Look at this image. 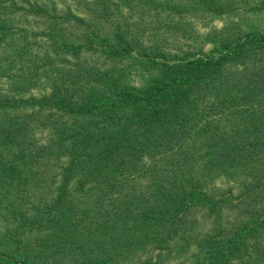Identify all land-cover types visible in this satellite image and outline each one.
<instances>
[{"label": "trees", "instance_id": "16d2710c", "mask_svg": "<svg viewBox=\"0 0 264 264\" xmlns=\"http://www.w3.org/2000/svg\"><path fill=\"white\" fill-rule=\"evenodd\" d=\"M132 1L0 0V210L13 220L0 264H264V34L169 59L130 29ZM31 23L44 51L21 45ZM16 51L32 54L19 68L6 62ZM89 51L139 52L155 72L134 86L112 67L43 73L33 59Z\"/></svg>", "mask_w": 264, "mask_h": 264}, {"label": "rangeland", "instance_id": "374dc122", "mask_svg": "<svg viewBox=\"0 0 264 264\" xmlns=\"http://www.w3.org/2000/svg\"><path fill=\"white\" fill-rule=\"evenodd\" d=\"M158 1H161V5H156ZM178 1L180 5L178 9L167 7L168 0H154L146 4L143 1L134 0L132 1L133 7L128 3L121 6L124 17L128 19L130 29L144 34L147 50L153 51V47L161 46L162 51L169 56V59L181 58L196 55L199 52H208L221 38H227L228 35L239 31L264 34V10H251V1L217 0L215 4L219 6V9L216 11L208 10V7L194 0ZM97 19L99 20V18ZM31 26L35 28L36 35L33 32L28 33V38L21 45L27 43L28 48H33L29 49V52H35L38 50V46L44 51L43 36L39 33V24L31 23ZM83 30L84 28L79 32ZM25 54L19 56L18 51H16L6 62L11 67L19 68L22 63L20 59L32 57L31 53ZM33 59H36L40 72H43L44 69H50L49 73H56L58 68L62 69L65 66L78 68L80 64L97 70L112 67L116 70H122L125 74L123 80L134 86H144L155 72L154 69H149L147 57L139 52L123 60L112 61L98 52L89 51L77 57L54 58V66H50L49 63L39 58ZM52 76L58 75L52 73ZM49 90V87L45 86L35 87L28 94L32 97H40L47 94ZM34 129L32 134H34L35 139L39 142L46 141L48 132L44 131L43 128L35 127ZM58 170L54 164L50 172L43 175V178H51L52 174L57 173ZM216 185L227 188L229 183L217 182ZM39 189L36 188V190ZM47 192L50 191L39 192V195ZM46 199L48 200V198ZM5 212L0 210V234L7 232L8 226L13 222L10 217L11 214ZM192 218H197L198 222H202L203 212L196 210ZM179 261L175 260L177 264H180ZM165 264H172V261L167 260ZM181 264H185L184 260L181 261Z\"/></svg>", "mask_w": 264, "mask_h": 264}]
</instances>
